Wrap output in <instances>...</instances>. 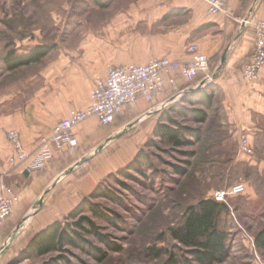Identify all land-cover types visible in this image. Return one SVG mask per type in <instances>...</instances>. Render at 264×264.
I'll return each instance as SVG.
<instances>
[{
  "label": "rangeland",
  "instance_id": "374dc122",
  "mask_svg": "<svg viewBox=\"0 0 264 264\" xmlns=\"http://www.w3.org/2000/svg\"><path fill=\"white\" fill-rule=\"evenodd\" d=\"M104 8L95 0H0L2 126L8 124L14 109L45 99L42 90L53 89L62 80L79 89H86L91 82L92 90L95 79L109 67L121 66L117 51L126 47L125 35L120 28L106 25ZM41 46L50 51L39 63L13 72L7 69L4 60L9 52L26 54ZM89 71L91 76L87 75ZM182 96H176L165 110L178 104ZM213 102L214 110L202 126L174 116L189 128H200V142L190 138V145L175 147L160 143L152 135L147 141L153 142L141 146L144 155L140 162L145 176L133 170L104 180L103 187L114 193L115 199L104 197L92 202L117 224L102 220L89 210L86 214L103 235L121 248L120 252L108 250L102 263L74 248L64 253L63 260H59L63 257L60 253L22 258L21 253L31 240L30 221L34 220L25 218L9 242L0 238V264H48L54 259L58 261L53 264H202L178 238L185 214L192 205L211 198L215 191L238 182L245 183L247 191L223 202L218 223L227 234L228 253L214 264H264V249L255 244L256 236L264 230V143L253 145L254 159L240 156L237 140L245 132L228 127L220 110L222 102L215 98ZM108 127L95 133H106ZM36 202L26 205L28 213L35 216L53 204ZM88 239L106 249L97 237L91 235Z\"/></svg>",
  "mask_w": 264,
  "mask_h": 264
},
{
  "label": "crops",
  "instance_id": "0c3cea01",
  "mask_svg": "<svg viewBox=\"0 0 264 264\" xmlns=\"http://www.w3.org/2000/svg\"><path fill=\"white\" fill-rule=\"evenodd\" d=\"M95 1L105 5L106 25L120 28L125 35L127 45L117 51L121 65H144L158 57L185 63L190 60L189 46L195 43L211 59L209 73L213 80L208 81L202 74L190 82L177 75L173 88L166 86L152 102L139 99L127 107L106 133H95L105 126L95 118L87 119L75 129L78 148L55 157L44 172L34 175L25 173L23 166L9 163L14 149L6 132L17 130L25 149L35 151L42 138L51 135L72 109L88 107L91 82L86 89H79L62 80L57 87L42 90L45 99L14 109L8 124H0V178L16 188L20 201L3 228L2 241L9 242L25 218L34 219L30 221L31 238L76 209L104 180L132 162L141 146L154 135L161 112L176 96L191 90L212 88L214 98L222 102L220 110L228 127L245 132L255 147L264 143V68L256 83H245L241 71L254 53L255 24L264 20V0H224L227 12L215 15L209 13L203 0ZM87 75L91 76V71ZM105 75L106 72L101 76ZM36 201L53 204L35 216L28 213L26 205Z\"/></svg>",
  "mask_w": 264,
  "mask_h": 264
},
{
  "label": "built area",
  "instance_id": "2783aa9c",
  "mask_svg": "<svg viewBox=\"0 0 264 264\" xmlns=\"http://www.w3.org/2000/svg\"><path fill=\"white\" fill-rule=\"evenodd\" d=\"M209 6L210 14L227 12L224 0H203ZM255 49L252 57L243 65L242 78L245 83H256L260 79L264 68V20L255 24ZM190 60L185 63L172 61L167 58H153L144 65L133 64L111 66L106 75L95 79L90 102L86 109H72V111L58 122L51 135L42 138L35 151L28 152L17 130L7 133V138L13 146L14 154L9 158L12 166L24 167L28 175L40 174L45 171L47 164L55 157L73 151L79 146V139L75 129L89 118L98 120L101 126L115 124L116 118L127 107L134 105L139 99L152 102L156 96L166 90V86L173 88L177 75L193 82L202 74L212 81L210 75L211 59L204 54L198 44L189 46ZM238 153L248 159H254L255 149L246 133H241L237 140ZM247 191L243 182L213 194L216 202H226L228 199L244 195ZM20 201L16 190L4 178H0V236L6 220L14 213V208Z\"/></svg>",
  "mask_w": 264,
  "mask_h": 264
},
{
  "label": "trees",
  "instance_id": "16d2710c",
  "mask_svg": "<svg viewBox=\"0 0 264 264\" xmlns=\"http://www.w3.org/2000/svg\"><path fill=\"white\" fill-rule=\"evenodd\" d=\"M49 51L50 49L44 46L35 47L26 54H17L16 51L12 50L5 57L4 63L7 69L13 72L22 67L39 63L42 58L48 55ZM213 100L214 90L212 88L191 90L184 94L178 104L174 105V107H169L167 110L164 109L161 112L160 121L154 130V137L159 138L160 143L165 142L175 147L190 145L192 143L190 138H194L197 142H200L202 139L201 129L189 128L174 116L180 115L202 126L209 120V112L214 110ZM152 142L153 140L147 141L146 144L148 145ZM143 155L144 150L140 149L132 162L124 167L125 169L122 168L118 172L128 174L134 170L142 176H145L142 169L143 163L140 162ZM103 184L101 183L97 186L91 192L90 196L80 201L76 209L71 211L63 219L52 222L47 227L36 232L23 249L21 253L23 255L22 258L32 259L34 257L47 256L52 253H60L63 256L64 253L69 252V248H74L85 252L99 263H102L108 257V250L120 252L121 248L115 245L108 235H103L100 232V227L94 222L93 218L86 214V211L89 210L94 216L117 224L99 205L92 202L93 200L104 197L115 199V194L103 187ZM213 194L211 198L202 200L198 205H192L189 208L185 214V224L178 236L186 247L192 249L193 255L202 264L220 262L228 253V248L226 247L227 234L223 229L221 230L219 228L218 223L225 203L216 202ZM91 235L97 237L106 249L104 250L95 246L88 239ZM255 244L264 249V230L256 236ZM61 258L59 260H63L64 256ZM57 261V259H54V261L48 264H53V262Z\"/></svg>",
  "mask_w": 264,
  "mask_h": 264
}]
</instances>
